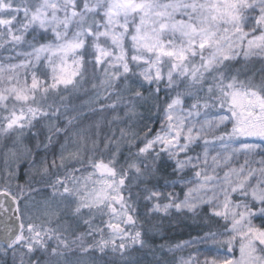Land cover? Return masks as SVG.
I'll return each instance as SVG.
<instances>
[{
  "label": "snow or ice",
  "instance_id": "snow-or-ice-1",
  "mask_svg": "<svg viewBox=\"0 0 264 264\" xmlns=\"http://www.w3.org/2000/svg\"><path fill=\"white\" fill-rule=\"evenodd\" d=\"M0 264H264V0H0Z\"/></svg>",
  "mask_w": 264,
  "mask_h": 264
},
{
  "label": "trees",
  "instance_id": "trees-1",
  "mask_svg": "<svg viewBox=\"0 0 264 264\" xmlns=\"http://www.w3.org/2000/svg\"><path fill=\"white\" fill-rule=\"evenodd\" d=\"M185 238H187V237L185 236Z\"/></svg>",
  "mask_w": 264,
  "mask_h": 264
}]
</instances>
